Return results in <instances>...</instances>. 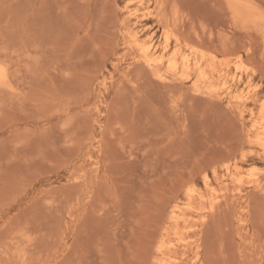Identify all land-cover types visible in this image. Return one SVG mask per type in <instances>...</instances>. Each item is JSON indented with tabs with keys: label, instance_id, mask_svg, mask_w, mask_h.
<instances>
[{
	"label": "rangeland",
	"instance_id": "1",
	"mask_svg": "<svg viewBox=\"0 0 264 264\" xmlns=\"http://www.w3.org/2000/svg\"><path fill=\"white\" fill-rule=\"evenodd\" d=\"M234 1L0 0V264H264V0Z\"/></svg>",
	"mask_w": 264,
	"mask_h": 264
},
{
	"label": "bare ground",
	"instance_id": "2",
	"mask_svg": "<svg viewBox=\"0 0 264 264\" xmlns=\"http://www.w3.org/2000/svg\"><path fill=\"white\" fill-rule=\"evenodd\" d=\"M226 1H227V0H226ZM229 1H230V0H229ZM235 1H237V0H235ZM235 1H234V3H235ZM231 2H232V0H231ZM237 2H239V1H237ZM243 2H244V1H243ZM243 2H242V3H243ZM232 4H233V3H232ZM236 4H237V3H236ZM236 4H235V6H236ZM239 4H240V3H239ZM239 4H237V6H236V8H235V11H236L237 7H238V9H239V8H240V9H243V6H245V5H243V4H244V3H243V4H241V6H242V8H241V7H239ZM246 4H247V3H246ZM228 5H229V4L227 3L226 7H227ZM229 6H231V5H229ZM235 6H234V7H235ZM231 7H232V6H231ZM234 7H233V8H234ZM227 8H228V7H227ZM233 8H231V9H233ZM247 8H248V7H247ZM231 9H230V10H231ZM250 9H251V7H250ZM250 9H247L246 11L250 12V11H251ZM243 10H245V9H243ZM235 11H234V13H235ZM241 11H242V10H240L239 12H236L235 14L241 13ZM246 11H244V12H245L244 14H245V15H246V13L249 14V13L246 12ZM253 11H254V10H253ZM254 13H255V12H254ZM256 13H257V12H256ZM159 14H160V13H159ZM238 15H239V14H238ZM173 16H174V15H173ZM236 16H237V15H236ZM159 17H160V16H159ZM240 17H241V16H240ZM252 17H253V16H252ZM174 19H175V18H174ZM259 19H260V18H259ZM170 20H171V18H170ZM252 22H253V21H252ZM247 23H248V22H247ZM255 23H256V22H255ZM166 26H167V25H165V27H166ZM167 27H168V26H167ZM152 60H153V59H152ZM148 62H149V61H148ZM153 63H156V61H153ZM158 63H159V62H158ZM145 64H146V63H145ZM171 65H172V64H171ZM3 74H4V73H3ZM204 78H205V77H204ZM204 81H205V80H204ZM232 98H233V97H232ZM212 210H213V209H212ZM212 210H211V211H212Z\"/></svg>",
	"mask_w": 264,
	"mask_h": 264
}]
</instances>
